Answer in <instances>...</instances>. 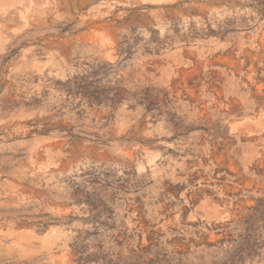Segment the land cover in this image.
Returning a JSON list of instances; mask_svg holds the SVG:
<instances>
[{
    "label": "clouds",
    "instance_id": "1",
    "mask_svg": "<svg viewBox=\"0 0 264 264\" xmlns=\"http://www.w3.org/2000/svg\"><path fill=\"white\" fill-rule=\"evenodd\" d=\"M0 264H264V0H0Z\"/></svg>",
    "mask_w": 264,
    "mask_h": 264
}]
</instances>
